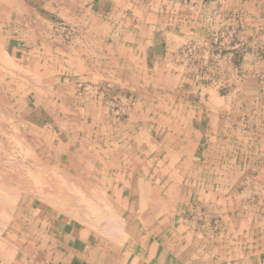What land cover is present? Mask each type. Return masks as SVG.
I'll use <instances>...</instances> for the list:
<instances>
[{
    "label": "rangeland",
    "instance_id": "obj_1",
    "mask_svg": "<svg viewBox=\"0 0 264 264\" xmlns=\"http://www.w3.org/2000/svg\"><path fill=\"white\" fill-rule=\"evenodd\" d=\"M126 2L0 0V264H210L254 254L234 236L251 218L264 227V115L249 117L250 105L225 96L235 79L264 107V46L256 69L242 67V51L223 56L213 37V63L155 71L127 37L136 22L126 21L135 13ZM155 124L163 150L151 140ZM179 128L213 180L171 164L163 139ZM223 158L242 164H217ZM233 210L239 230L226 217Z\"/></svg>",
    "mask_w": 264,
    "mask_h": 264
},
{
    "label": "crops",
    "instance_id": "obj_2",
    "mask_svg": "<svg viewBox=\"0 0 264 264\" xmlns=\"http://www.w3.org/2000/svg\"><path fill=\"white\" fill-rule=\"evenodd\" d=\"M256 3V0H127V10L132 11L134 6L135 13L127 14L126 21L136 22L134 29H128L127 37L135 38L134 46L133 42L131 46L135 51L144 54L146 66H151L155 71L160 69L186 70L191 69L193 63L197 64L196 67H201L204 63H213L216 55L213 52V37L222 38L223 56L225 54L231 56L242 51V67L248 70L256 69V55L259 47L264 46V11L258 12ZM144 11L148 13H144ZM225 59L226 56L220 61L225 62ZM227 67L229 68V66ZM249 79L247 83L250 82ZM231 81L234 83H230V87H233L229 88L228 96L225 97L230 98L231 101H242L250 105L249 113H245L249 117H254L256 112L258 115H264V107L259 99L261 95L255 93L251 88L244 89L245 85H239L235 79ZM255 82V78H252V85ZM244 91H250L246 94L248 98H244ZM253 103H256L255 110L252 107ZM257 104L260 106L257 107ZM140 110H143V106ZM237 111L238 113L235 114ZM237 111H232V116H239L242 112L238 109ZM206 116L222 117L224 114L211 115L209 113ZM141 117H144L142 120H150L152 124L156 123L154 117L149 118L147 114ZM167 121L171 122L170 119ZM137 127L136 133L142 132L143 127ZM160 129L156 124L151 128V140L157 142V147H159V140L155 141V138L159 139ZM172 139L173 143H171ZM163 140L164 144L167 142L169 145L166 147V151L171 152L172 165H185L189 168L193 165L200 167L201 172L198 174L200 180L203 182L213 180L204 169L208 167V163L196 164L193 162V155L189 153V147L193 141L190 132L179 128L171 133L167 132ZM139 144L143 147L141 142ZM163 147L165 146L161 147L160 145L159 148ZM127 148L129 149V146ZM250 160L246 162L249 166L252 165V160L251 162ZM217 164L238 165L242 163L236 159L228 161L223 158L222 160L217 159ZM202 171L205 173L202 174ZM231 213V217L226 215L227 220L233 222L237 230L241 229V225L233 217L234 210ZM239 220L240 218H238V222ZM251 220L253 222L246 223V227H248L245 229L246 233L243 235L237 233L238 236L236 234L234 238L240 239L238 243H243V245L256 246L255 251L253 250L254 254H250L248 257H215L210 264H264V227L260 222L258 223L257 218H251ZM237 230H233V232L236 233ZM241 239H245V241Z\"/></svg>",
    "mask_w": 264,
    "mask_h": 264
},
{
    "label": "bare ground",
    "instance_id": "obj_3",
    "mask_svg": "<svg viewBox=\"0 0 264 264\" xmlns=\"http://www.w3.org/2000/svg\"><path fill=\"white\" fill-rule=\"evenodd\" d=\"M14 131V130H13ZM126 147V146H125ZM117 149V148H116ZM112 150V149H111ZM135 151V150H134ZM110 152V151H109ZM118 154V153H117ZM139 158V157H138ZM140 159H142V158H140ZM145 162V161H144ZM139 165V164H138ZM141 166V165H140ZM194 166V165H193ZM8 167V166H7ZM21 168V167H20ZM149 168H150V166H149ZM187 170V169H186ZM16 172H17V170H15ZM26 171V170H25ZM107 171H108V169H107ZM10 172H13V171H11L10 170ZM9 171H8V174L10 173ZM20 172V171H19ZM19 172H17V173H15V174H11V175H13V177L17 180V181H22L21 183H22V185H23V187H26V188H28L29 189V186H30V184H29V182H28V180L27 179H25V174L24 173H22V171H21V173H19ZM147 172V171H146ZM5 173H7V172H5ZM5 173H4V175H5ZM28 173V172H27ZM147 174V173H146ZM10 175V174H9ZM27 175V174H26ZM75 175V174H74ZM3 176V175H2ZM7 176L8 175H6V178H7ZM29 176V175H28ZM9 177V176H8ZM68 177V176H67ZM26 178H28V177H26ZM69 178V177H68ZM71 178H72V176H71ZM77 178L78 177H75L74 179H76L77 180ZM94 178H96V177H94ZM190 178V177H189ZM9 179H11V178H9ZM13 179V178H12ZM31 179V178H30ZM58 179V178H57ZM79 179V178H78ZM92 179V178H91ZM62 180V179H61ZM81 180V179H80ZM82 180H84L83 179V177H82ZM81 180V181H82ZM87 180H89V179H87ZM4 181H6V180H4ZM80 181V182H81ZM91 181H94V182H96L97 181V178L96 179H92ZM8 182V181H7ZM11 182V181H10ZM13 182H15V181H13ZM35 182V181H34ZM56 182H58V181H56ZM59 182H62V181H60L59 180ZM89 182V181H88ZM152 182V181H151ZM9 183V182H8ZM33 183V182H32ZM65 183V182H64ZM67 183V182H66ZM83 183V182H82ZM33 184H35V183H33ZM37 184V183H36ZM35 184V185H36ZM57 184V183H56ZM59 184H62V183H59ZM89 184V183H88ZM158 184V183H157ZM9 185V184H8ZM63 185H65V184H63ZM63 185H60L62 188H63ZM84 185V184H83ZM95 185V184H94ZM159 185V184H158ZM21 186V185H20ZM66 186V185H65ZM56 187V191H58V192H60L61 191V189H59V186H55ZM73 187V186H72ZM72 187H70L71 189H72ZM66 188H68L67 186L66 187H64V189L66 190ZM88 188V187H87ZM70 189V190H71ZM78 189V188H77ZM77 189H72V190H77ZM82 189V188H81ZM1 190V189H0ZM54 190V189H53ZM70 190H66L67 192H69ZM82 190H84V189H82ZM78 191V190H77ZM86 191V190H85ZM102 191V190H101ZM42 192V191H41ZM62 192V191H61ZM71 192H73V191H71ZM74 192H76V191H74ZM88 192V191H87ZM0 193H1V191H0ZM159 193H161V192H159ZM58 194H60V193H58ZM69 194V193H68ZM76 194H78V193H76ZM57 195V194H56ZM75 195V194H74ZM74 195H72V197H74ZM81 195V194H80ZM3 196V195H2ZM2 196H0V197H2ZM82 196H84V195H82ZM106 196V195H105ZM61 197V196H60ZM3 198V197H2ZM66 198V197H65ZM4 199H6V197L4 198ZM68 199V198H67ZM70 199V198H69ZM68 199V200H69ZM80 199H81V196H80ZM46 200V199H45ZM57 200V199H56ZM82 200V199H81ZM80 200V201H81ZM3 201H5V203H7V202H9V201H7V200H3ZM7 201V202H6ZM73 201H75V200H73ZM134 201V200H133ZM2 202V201H1ZM52 202V201H51ZM58 202V201H57ZM56 201H55V203H54V201H53V204L52 203H50L51 204V206L56 210V211H59L60 210V208L61 209H63V204H61V203H57ZM84 202V201H83ZM83 202H81V203H83ZM87 202V201H86ZM127 202V201H126ZM12 202H10V203H8L9 205L11 204ZM88 203V202H87ZM86 203V204H87ZM0 204H2V203H0ZM13 204V203H12ZM84 204H85V202H84ZM89 204V203H88ZM49 205V204H48ZM12 206V205H11ZM68 206H69V203H68ZM176 206V205H175ZM1 207H2V205H1ZM4 207V206H3ZM90 207H92V206H90ZM90 207H89V209H90ZM105 207V206H104ZM65 208H66V205H65ZM70 208V207H69ZM107 208H108V206H107ZM97 210V209H96ZM62 211V210H61ZM76 211V210H75ZM91 211V210H90ZM98 211V210H97ZM64 212H67V211H64ZM71 212V211H70ZM113 212V211H112ZM3 213V212H2ZM75 213V212H74ZM66 214V213H65ZM4 215V214H3ZM117 216V215H116ZM109 219V218H108ZM122 219V218H121ZM110 220H112L111 218H110ZM113 221V220H112ZM120 221V220H119ZM118 221V222H119ZM117 222V223H118ZM121 222V221H120ZM155 222V221H154ZM116 223V222H115ZM122 224V223H121ZM123 225V224H122ZM82 226V225H81ZM112 227V226H111ZM173 227V226H172ZM173 230V229H172ZM141 234V233H140ZM121 238V237H120ZM125 238H127V237H125ZM114 239V238H113ZM115 240V239H114ZM125 240V239H124ZM124 243H125V241H124ZM72 246V245H71ZM127 246V245H126ZM76 254V253H75ZM146 260V259H145ZM116 261V260H115ZM143 263V262H142ZM128 264H130V263H128Z\"/></svg>",
    "mask_w": 264,
    "mask_h": 264
}]
</instances>
